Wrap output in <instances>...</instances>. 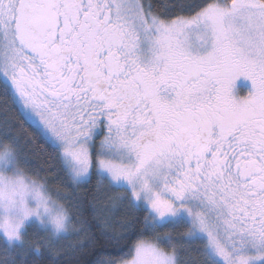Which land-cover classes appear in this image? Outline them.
<instances>
[{
	"label": "snow or ice",
	"instance_id": "1",
	"mask_svg": "<svg viewBox=\"0 0 264 264\" xmlns=\"http://www.w3.org/2000/svg\"><path fill=\"white\" fill-rule=\"evenodd\" d=\"M0 264H264V0H0Z\"/></svg>",
	"mask_w": 264,
	"mask_h": 264
},
{
	"label": "trees",
	"instance_id": "2",
	"mask_svg": "<svg viewBox=\"0 0 264 264\" xmlns=\"http://www.w3.org/2000/svg\"><path fill=\"white\" fill-rule=\"evenodd\" d=\"M46 159H47V157L44 156V155L39 154V150L37 149L36 150V156L34 157V163H36V164H44ZM44 167L47 168V165L44 164ZM51 187H52V190H53L54 193L57 190L63 191V189H58V187L55 184H53ZM73 242L74 241L72 239H70V240L65 241L64 244H65V246H67L69 243H73ZM98 251L99 252H104L105 254H107L111 250L99 249Z\"/></svg>",
	"mask_w": 264,
	"mask_h": 264
},
{
	"label": "flooded vegetation",
	"instance_id": "3",
	"mask_svg": "<svg viewBox=\"0 0 264 264\" xmlns=\"http://www.w3.org/2000/svg\"><path fill=\"white\" fill-rule=\"evenodd\" d=\"M249 87L245 82H239L238 88H240V94L243 95L246 88Z\"/></svg>",
	"mask_w": 264,
	"mask_h": 264
},
{
	"label": "rangeland",
	"instance_id": "4",
	"mask_svg": "<svg viewBox=\"0 0 264 264\" xmlns=\"http://www.w3.org/2000/svg\"><path fill=\"white\" fill-rule=\"evenodd\" d=\"M241 82H243V81H241Z\"/></svg>",
	"mask_w": 264,
	"mask_h": 264
}]
</instances>
